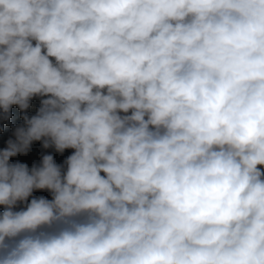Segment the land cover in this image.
Here are the masks:
<instances>
[{"label":"clouds","instance_id":"obj_1","mask_svg":"<svg viewBox=\"0 0 264 264\" xmlns=\"http://www.w3.org/2000/svg\"><path fill=\"white\" fill-rule=\"evenodd\" d=\"M34 97L0 264H264V0H0V110ZM42 139L66 171L10 163Z\"/></svg>","mask_w":264,"mask_h":264},{"label":"rangeland","instance_id":"obj_2","mask_svg":"<svg viewBox=\"0 0 264 264\" xmlns=\"http://www.w3.org/2000/svg\"><path fill=\"white\" fill-rule=\"evenodd\" d=\"M46 97H34L30 101V107L24 112L17 105H13L10 110V114H3L2 110H0V150L7 148L8 140L15 139V129L18 126L24 125L23 116L28 115L29 117L36 114L37 109L40 107L41 99ZM73 149H66L62 153L57 152L54 147L45 148L43 146V139L41 141H33L27 150L26 153H18L16 156L10 158V163H24L27 164L29 169H31L34 165L39 166L42 157L44 155H52L54 161L62 167V170L66 171V165L64 161L73 153ZM45 197L47 199H51V193L47 190H34L32 197H29V201L33 197ZM25 205L23 203H18L15 211L21 210ZM4 210V206H0V213Z\"/></svg>","mask_w":264,"mask_h":264}]
</instances>
